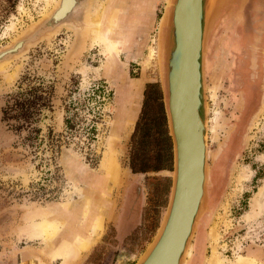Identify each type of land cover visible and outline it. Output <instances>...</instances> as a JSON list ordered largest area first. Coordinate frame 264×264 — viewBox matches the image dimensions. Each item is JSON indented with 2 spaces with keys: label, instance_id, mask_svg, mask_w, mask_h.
<instances>
[{
  "label": "rangeland",
  "instance_id": "374dc122",
  "mask_svg": "<svg viewBox=\"0 0 264 264\" xmlns=\"http://www.w3.org/2000/svg\"><path fill=\"white\" fill-rule=\"evenodd\" d=\"M145 1L97 0L95 10L103 18L100 35L118 50L106 51L101 42L91 41L70 60L68 50L78 53L79 48L75 29L63 28L38 41L56 27L46 19L34 32L21 35L42 19L45 0H0V56L15 54L12 61L0 63V264H62L75 234L84 237L86 228L90 233L93 217L88 211L104 205V224L108 199L117 201L114 211L119 210L129 183L138 187L131 201H141L140 230L121 241L107 224L89 262L113 264L124 244L133 254L129 264H135L153 239L169 200L170 189L166 194L164 190L171 188V173L126 174L131 140L116 139L114 120L115 111L130 97L122 90L126 81L141 85L146 79L153 87L148 90L161 95L167 110L166 53L160 61L150 53L167 2ZM237 1H215L205 36L206 201L185 264L204 263L208 230L219 214L224 219L218 227L220 254L226 260L252 255L264 264V40L252 51L264 24V0L258 7ZM58 3L49 7V14ZM83 6L84 0H77L66 18L82 22ZM242 30L252 39L236 49L232 41ZM17 41L21 47L9 52ZM253 54L259 58L257 70ZM30 103L28 117L21 118L22 105L25 109ZM157 112V104L150 102L141 128H151L153 136L154 125L160 123ZM131 124L125 123L126 132ZM113 162L121 185L111 188L107 173ZM87 168H98L99 174ZM238 168L249 171L240 190L233 178ZM90 187L98 190L97 196ZM254 197L259 199L256 214L245 217Z\"/></svg>",
  "mask_w": 264,
  "mask_h": 264
},
{
  "label": "water",
  "instance_id": "95a60500",
  "mask_svg": "<svg viewBox=\"0 0 264 264\" xmlns=\"http://www.w3.org/2000/svg\"><path fill=\"white\" fill-rule=\"evenodd\" d=\"M215 1L174 0L171 6L164 51L172 181L161 223L135 264H178L185 246L192 242L198 218L205 207L207 138L203 56ZM69 19H64L63 23L72 24ZM14 55L0 58V63L12 61Z\"/></svg>",
  "mask_w": 264,
  "mask_h": 264
},
{
  "label": "bare ground",
  "instance_id": "6f19581e",
  "mask_svg": "<svg viewBox=\"0 0 264 264\" xmlns=\"http://www.w3.org/2000/svg\"><path fill=\"white\" fill-rule=\"evenodd\" d=\"M173 1L174 0H166L167 6H165V12L162 14L157 24V30H156V36H155V47L150 48V53L153 56H155L159 61H160V58H162V53H164V48L166 46L167 34H168L170 22H171V6H172ZM56 3H58L56 10H54L51 14H49L48 13L49 7H51L52 5H55ZM96 4H97V0H84L83 20L81 22V25H76V24L74 25L73 23L67 24L63 22H64V19L67 17V15L70 14L72 10L76 7L77 0H45V8H44L43 13H41L42 19L35 22L34 26L29 25V27L26 28L27 31L25 29L21 35L23 37V36H26L34 32L36 30V27L39 24H41L44 20L49 19L53 21L54 23H56V27H54L53 30L40 36L38 38V41H41L43 39H48L50 36L52 37L53 35L58 33L63 28H70L72 29L73 32L75 29V32H74L75 35L79 34L78 37H80V39L78 40V43H79L78 53L73 51L72 48L68 50L67 57H69L70 60L77 58L81 54L80 52L83 51L91 41L101 42L102 46H104V49L106 51H108L110 48L117 51L118 47L116 43L109 42V44H107L106 39H104L103 36L100 35L99 27H100V24H102L103 22V18H100L101 12H97L95 10ZM54 12L56 14L55 17L53 15ZM30 44L32 46L35 43H30ZM19 47H21V43L17 41L15 42V48L9 52L13 53ZM107 54L109 55L108 52ZM165 74H166V70H165ZM166 79H167V76H166ZM166 87H167V83H166ZM167 115H168V126H169V130L171 131L170 115L168 111V96H167ZM206 153H207V150H206ZM108 168H109L108 169L109 171L107 173L108 174L107 180H108V183L111 185V188L117 185L118 183L121 185L119 181L120 171H119V167L117 166V163L113 162L112 164H110V167ZM233 178H234V183H235L234 187L236 188V190H240V187L242 186V184L249 179V171L246 170L245 168H238ZM258 202H259V199L257 197H254L251 200L250 207H249L250 211L246 213L245 217H251L256 214V210L259 207ZM222 210L223 211L227 210V205L225 203L222 205ZM88 212L93 217V220L91 219L92 222L90 220L91 222L90 233L88 234L87 237H82L78 233L75 234L74 239L72 243L68 246L67 251L63 252L62 254V264H73V262L76 261L82 253L86 252L90 248L91 246L90 244L92 243V238L99 236L103 232V215L105 212L104 205H99L96 209L94 208V210L92 209ZM224 215H225V212H224ZM219 221L220 222L224 221L223 216H220V214L218 215V217H216L215 222L211 225V227L208 230L207 237H208V245H209L208 247L209 254H207V257L204 260V264H262L255 257H252V255L251 256L247 255L246 257L239 256V257H236L234 260H226L218 251V247H219L218 240H219V235H220L219 229H218ZM54 231L56 232V230H53V232ZM190 251H191V243L185 246L184 251H183V257L180 259L178 264H185L186 257L190 255Z\"/></svg>",
  "mask_w": 264,
  "mask_h": 264
},
{
  "label": "crops",
  "instance_id": "0c3cea01",
  "mask_svg": "<svg viewBox=\"0 0 264 264\" xmlns=\"http://www.w3.org/2000/svg\"><path fill=\"white\" fill-rule=\"evenodd\" d=\"M148 0H146L145 2L147 3ZM152 3L154 0H150ZM144 2V1H143ZM151 3V4H152ZM140 78V77H139ZM139 78H136L134 80H137ZM123 80V79H121ZM133 80V81H134ZM124 86L122 87V90L125 92H129L130 93V97L128 98V100L126 99L125 102L121 103V110L120 111H115L117 114V127H116V132L118 137L124 141L131 137V134L133 133V131L135 130V123L137 122L140 112H141V108H142V104H143V100H144V90L147 84H151L149 83L146 79L145 81L140 85L139 83L137 85H130L129 82H124L123 83ZM140 85V86H139ZM116 93V92H115ZM122 99V96L120 97V101ZM125 111V112H124ZM126 112H128V114H126ZM125 114V116H123L122 114ZM129 115V116H128ZM132 120V124L129 127L128 132L125 131V123H128L127 125H130V122ZM121 141V142H122ZM115 201V200H114ZM117 203V201H115V204ZM133 203V202H132ZM141 201H139L136 204H131V202L129 203V201L126 200V197L123 199L122 198V204H121V209L120 210H116L113 211L111 210V207L108 209L109 212L106 215V217L104 218V230L103 232L100 234L99 237L94 238L92 240V246H90V250L82 255L81 260L79 261V258L73 262V264H88V256L89 253L91 252V250H93V248L95 246H97L98 244H100L106 234V226L107 224H110L111 226H113L114 230H115V239L117 240H124L128 237V235L134 234L136 232H138L140 229L139 227L137 228V226H141ZM130 208V209H129ZM160 224V223H159ZM158 228V227H157ZM156 228V230H157ZM88 230L86 229L85 234L84 232H82V235H84V237H86L88 235ZM68 249V247H67ZM67 249L64 251L66 252ZM121 251L119 252L117 259L115 261L114 264H129V262H133L132 259V253L129 252L127 245H121L120 246ZM33 262V261H32ZM31 261H29L27 264H39V263H32ZM90 264L91 261L89 262ZM47 264V263H46ZM51 264V263H50ZM195 264H204L203 262H195Z\"/></svg>",
  "mask_w": 264,
  "mask_h": 264
},
{
  "label": "trees",
  "instance_id": "16d2710c",
  "mask_svg": "<svg viewBox=\"0 0 264 264\" xmlns=\"http://www.w3.org/2000/svg\"><path fill=\"white\" fill-rule=\"evenodd\" d=\"M155 86V85H154ZM152 85H146L144 90V100L139 118L136 123L135 130L131 136V153H130V169L133 174H147L149 172L167 171L171 173L173 166L172 142L169 136L168 115L166 107L162 102L159 93L151 92ZM157 104L158 112L156 118L160 123L154 125L155 135L151 133V128L141 129L144 125V119L148 118L147 109L150 104ZM30 103L24 109L21 108V118L28 117L29 107L33 108ZM146 121V120H145ZM153 141V144H151ZM152 154V155H151ZM170 185L165 188L164 192H168Z\"/></svg>",
  "mask_w": 264,
  "mask_h": 264
},
{
  "label": "flooded vegetation",
  "instance_id": "af4514ba",
  "mask_svg": "<svg viewBox=\"0 0 264 264\" xmlns=\"http://www.w3.org/2000/svg\"><path fill=\"white\" fill-rule=\"evenodd\" d=\"M259 1H261V0H248L247 2H246V4H248V7L250 6V5H252L253 7H258V2ZM237 4H239V3H241V1H237L236 2ZM69 22H71V23H73L74 25L76 24V25H81V19H79L78 21H75L74 19H69ZM262 25V27L260 28V31H259V35H258V37H256V41H257V44H255V45H253L252 46V51H253V53H255V51H256V49H257V46H261L262 44H263V40H264V24H261ZM243 29V28H242ZM252 38L250 37V34L246 31V30H242V31H240L239 32V35L232 41L233 43L235 42V43H237V48L236 49H240V47L242 46V45H244L247 41H249V40H251ZM259 39V40H258ZM256 46V47H255ZM81 53V52H80ZM258 55L256 54H253V56H252V62H253V68H255V70H257V68H258V63H257V61H258ZM114 102H115V97H114ZM249 104H250V107L252 108L253 106H254V98L253 97H251V100L249 101ZM115 106V105H114ZM116 113V112H115ZM126 114H128V112H126ZM116 115V118L114 119V120H117V114H115ZM123 116H125V114L123 113L122 114ZM129 116V115H128ZM126 117V116H125ZM113 120V121H114ZM113 121L110 123V131H111V128H112V126H111V124L113 123ZM117 123V122H116ZM137 123V122H136ZM136 123H135V127H136ZM126 124H128V123H126ZM134 132V131H133ZM110 133V132H109ZM133 134V133H132ZM132 134H131V136H132ZM116 139H118V140H121L119 137H118V135L116 136ZM130 140H131V137L129 138ZM122 141V140H121ZM120 141V142H121ZM122 143V142H121ZM104 149H105V147H104ZM104 151V150H103ZM102 157V156H101ZM100 162V161H99ZM129 162H130V160H129ZM98 166H99V164H98ZM87 169H89L90 171H92V172H94V173H96V174H99V173H97V170H98V168L94 171V170H92L91 168H87ZM126 169V174H128V175H130V176H136V175H139V174H133L132 172H131V169H130V165H129V163H128V167L127 168H125ZM79 177V176H78ZM79 181H82L83 182V180H80L79 179ZM84 183V182H83ZM84 185H85V188H86V183H84ZM135 188H138V187H136V185L135 184H128V186H127V188L125 189V192H124V196H123V199L126 197V200L127 201H129V203L131 202V204H132V201L131 200H133L132 199V191L135 189ZM88 190H92L93 192H94V194H96V196L98 195V190L97 189H94V188H87ZM114 199V198H113ZM108 205H107V210L111 207V210H115V206H116V204H115V201L114 200H112V199H108ZM121 209V206L119 207V210ZM130 209V208H129ZM107 215V214H106ZM106 215H105V217H106ZM113 227V226H112ZM115 231V230H114ZM115 236H116V234H115ZM128 236H130V235H128ZM32 247V246H31ZM34 249V248H33ZM115 261L116 260H114L113 261V264L115 263ZM88 264H90L89 263V260H88Z\"/></svg>",
  "mask_w": 264,
  "mask_h": 264
}]
</instances>
